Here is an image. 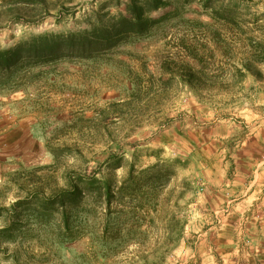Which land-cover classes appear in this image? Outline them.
Segmentation results:
<instances>
[{"label": "rangeland", "instance_id": "374dc122", "mask_svg": "<svg viewBox=\"0 0 264 264\" xmlns=\"http://www.w3.org/2000/svg\"><path fill=\"white\" fill-rule=\"evenodd\" d=\"M94 1L108 0H0V46L75 30ZM202 2L109 58L61 61L0 94V208L47 196L75 171L106 178L115 193L132 161L137 173L158 161L173 171L166 185L112 202L119 237L109 247L97 242L109 213L89 199L68 249L53 226L32 224L1 245L0 264H264L263 209L231 202L264 175V0H224L230 26Z\"/></svg>", "mask_w": 264, "mask_h": 264}, {"label": "trees", "instance_id": "16d2710c", "mask_svg": "<svg viewBox=\"0 0 264 264\" xmlns=\"http://www.w3.org/2000/svg\"><path fill=\"white\" fill-rule=\"evenodd\" d=\"M111 1L113 4H110ZM202 1V9L209 11L214 21L229 26L235 21L233 9L224 5V0ZM191 2L108 0L95 6L94 1L90 9L82 14L75 30L47 32L24 38L8 48L0 46V94L21 86L34 70L61 61L90 62L109 58L122 45L149 37L156 30L171 26L174 22L183 23L182 16L188 12ZM188 58L194 59L191 52ZM51 154L54 157L57 155L54 151ZM114 165L121 167L119 160ZM129 169L127 178L116 193L106 178L75 171L66 175L63 188L47 196L37 192L17 199L7 209L0 208V220L3 221L0 249L1 245H15L28 237L29 234L25 236L26 229L32 224L39 229L53 226L56 229L57 247L68 249V243L82 237L81 230L74 227V223L86 200H99L109 213L112 202L124 199L130 190L150 184L164 186L173 176V171L159 161L139 173L134 170L132 161ZM109 217L110 213H106L97 240L104 247H109L119 237V233H111ZM81 257V262L86 264V258ZM94 257L99 256L94 254Z\"/></svg>", "mask_w": 264, "mask_h": 264}, {"label": "crops", "instance_id": "0c3cea01", "mask_svg": "<svg viewBox=\"0 0 264 264\" xmlns=\"http://www.w3.org/2000/svg\"><path fill=\"white\" fill-rule=\"evenodd\" d=\"M255 181L256 188L251 193H245L240 198H238V200H232L231 202L239 201L240 203L238 206L241 207L244 211H247V209L249 208H256V211L263 209L264 212V175H262L261 173H256V177H254L253 183H255ZM234 205L235 204H232L230 208H233ZM258 226H264V218L262 219V222H258Z\"/></svg>", "mask_w": 264, "mask_h": 264}]
</instances>
